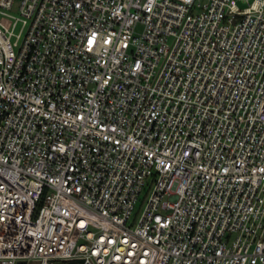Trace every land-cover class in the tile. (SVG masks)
<instances>
[{"label":"built area","instance_id":"1","mask_svg":"<svg viewBox=\"0 0 264 264\" xmlns=\"http://www.w3.org/2000/svg\"><path fill=\"white\" fill-rule=\"evenodd\" d=\"M15 6L0 264H264V0Z\"/></svg>","mask_w":264,"mask_h":264},{"label":"rangeland","instance_id":"2","mask_svg":"<svg viewBox=\"0 0 264 264\" xmlns=\"http://www.w3.org/2000/svg\"><path fill=\"white\" fill-rule=\"evenodd\" d=\"M206 0H201V2L203 3V2H205ZM20 2H21V0H16V6H15V9H14V12L15 13H17L18 12V6H19V4H20ZM149 187H147L146 189H145V191L141 194V196H140V198H139V200H138V204H137V207H136V209H135V214H134V218L135 219H137L139 216H140V214H141V212H142V210H143V208H144V206H145V201H146V196L148 195V193H149Z\"/></svg>","mask_w":264,"mask_h":264},{"label":"water","instance_id":"3","mask_svg":"<svg viewBox=\"0 0 264 264\" xmlns=\"http://www.w3.org/2000/svg\"><path fill=\"white\" fill-rule=\"evenodd\" d=\"M57 264H73V263L58 262Z\"/></svg>","mask_w":264,"mask_h":264}]
</instances>
